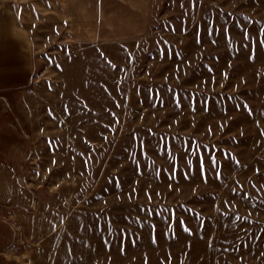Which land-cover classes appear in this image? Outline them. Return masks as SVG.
Segmentation results:
<instances>
[{
    "label": "rangeland",
    "instance_id": "1",
    "mask_svg": "<svg viewBox=\"0 0 264 264\" xmlns=\"http://www.w3.org/2000/svg\"><path fill=\"white\" fill-rule=\"evenodd\" d=\"M40 1L0 0V264H264V0Z\"/></svg>",
    "mask_w": 264,
    "mask_h": 264
},
{
    "label": "crops",
    "instance_id": "2",
    "mask_svg": "<svg viewBox=\"0 0 264 264\" xmlns=\"http://www.w3.org/2000/svg\"><path fill=\"white\" fill-rule=\"evenodd\" d=\"M1 1H4L3 6L5 11L13 12L16 10L10 9L12 6H14L13 8L16 7L14 2L12 4H5V0ZM130 2L132 9L129 12H123V9L126 7V0H55L54 3L50 4L48 1L41 0L39 6L41 12L50 11L54 13L56 25L66 22L68 23L67 27L69 29L76 30L82 28L80 25L81 23L96 24L97 27L93 29V32L107 39L112 38L113 34L118 35L122 29L127 28V31H135L138 26L142 27L144 19L143 7L141 6V10L137 11L136 5L139 4L138 0H130L129 3ZM32 6L31 3H24V5H20L19 7L21 10L26 9L24 10L25 13L27 10L30 12L24 16L32 17L35 16L32 10H30ZM109 6L114 8L113 11L107 10ZM21 10L20 13H22ZM21 20L24 19L21 18ZM109 22H111V24H109ZM128 24H130L129 28ZM88 28L91 27L88 26ZM14 30L10 19L7 18V20L0 22V42L4 40L10 43L9 46L13 45L15 47V44H11L15 42L16 32ZM80 34L83 35L84 33ZM17 41V47L21 50L24 40L17 38Z\"/></svg>",
    "mask_w": 264,
    "mask_h": 264
},
{
    "label": "snow or ice",
    "instance_id": "3",
    "mask_svg": "<svg viewBox=\"0 0 264 264\" xmlns=\"http://www.w3.org/2000/svg\"><path fill=\"white\" fill-rule=\"evenodd\" d=\"M209 34H211V33H209ZM245 38L247 39L248 38V35H247V33L245 34ZM262 45H264V41H261L260 42ZM189 163V165H191V161H189L188 162ZM198 164H199V168H200V171H201V173L203 174V172H204V166H205V161H204V159L202 158V157H198ZM211 165H212V167H216V165H217V160L215 159V157H212L211 158ZM219 173H217V178H219ZM181 223V225H184V222L183 221H181L180 222ZM185 231H188V229L185 227ZM154 242H155V240H154Z\"/></svg>",
    "mask_w": 264,
    "mask_h": 264
}]
</instances>
